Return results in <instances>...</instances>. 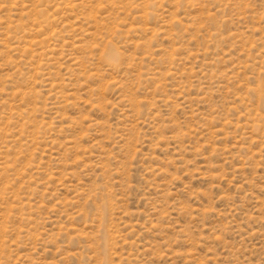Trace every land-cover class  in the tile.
<instances>
[{
	"label": "rangeland",
	"instance_id": "374dc122",
	"mask_svg": "<svg viewBox=\"0 0 264 264\" xmlns=\"http://www.w3.org/2000/svg\"><path fill=\"white\" fill-rule=\"evenodd\" d=\"M0 264H264V0H0Z\"/></svg>",
	"mask_w": 264,
	"mask_h": 264
}]
</instances>
